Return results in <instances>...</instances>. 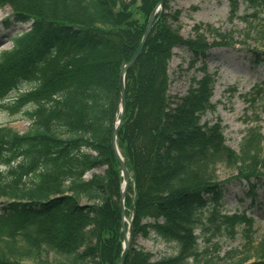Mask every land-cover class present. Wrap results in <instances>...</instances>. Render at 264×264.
Returning <instances> with one entry per match:
<instances>
[{
    "label": "trees",
    "instance_id": "16d2710c",
    "mask_svg": "<svg viewBox=\"0 0 264 264\" xmlns=\"http://www.w3.org/2000/svg\"><path fill=\"white\" fill-rule=\"evenodd\" d=\"M226 1L236 17L239 0ZM159 2L0 0V10L11 9L13 26L30 25L0 55V107L30 123L25 134L0 125V264L119 263L123 178L111 138L120 74ZM169 2L164 0L144 52L125 79L118 147L132 175L127 216L134 214L125 264H211L197 234L204 226L200 212L211 207L206 244L218 235L236 238L239 231L250 244L253 220L245 213L220 214L226 183L218 181L217 169L236 170L237 180L249 186L246 197H258L256 184L264 179L259 127L248 131L236 152L221 122L202 121L215 110V77L207 69L186 95L170 93L168 63L176 48H187L194 65L232 38L210 26L184 38L181 12ZM247 3L253 14L246 23L253 31L264 0ZM205 33L220 42L210 43ZM256 64H264V56ZM140 237L174 246L175 254L156 259L136 245ZM256 258L250 264H264V241Z\"/></svg>",
    "mask_w": 264,
    "mask_h": 264
},
{
    "label": "rangeland",
    "instance_id": "374dc122",
    "mask_svg": "<svg viewBox=\"0 0 264 264\" xmlns=\"http://www.w3.org/2000/svg\"><path fill=\"white\" fill-rule=\"evenodd\" d=\"M169 7L181 12L180 29L186 39L194 36V28L201 27L202 32H205L208 26L232 38L229 44H221L215 35L205 33L210 43L220 42L222 46L210 50L205 59L200 58L194 65L191 64L193 54L187 48H176L168 63V76L169 91L172 95L178 96L186 95L194 80H201L204 68L215 77L212 98L215 110L206 114L202 121L221 122L228 146L239 152L242 141L250 129L259 127L264 137V64H256V57L264 56V32L258 27L264 26V9L255 18L253 27L256 29L252 31V27L250 29L246 23L247 19L251 20L248 16L253 14V9L249 7L247 0H239L237 16L234 18L226 0H170ZM12 21L13 14L10 8L0 10V55L12 49V37L27 31L30 27V25L13 26ZM6 22H10V26ZM18 118L20 116L12 115L6 105L0 107V125H10L19 134H25L30 128V123ZM237 174L236 170L225 166H219L217 169L218 181L226 183L222 201L224 207L220 214L232 216L246 213L248 218H252L254 221L252 242L249 244L245 235L239 231L236 238H230L226 234L218 235L206 244L204 241L210 236L211 231L204 228L210 229L212 226L208 218L214 207L202 210L200 214L204 226L197 230V234L200 236L202 248H208L211 253V264H239L247 259H249L247 264H250L257 260L258 247L264 241V190L262 189L264 179L256 184L259 197L247 201L249 186L237 180ZM82 204L87 205L85 202ZM136 245L152 253L156 259L175 254L174 246L159 242L154 237L137 238Z\"/></svg>",
    "mask_w": 264,
    "mask_h": 264
},
{
    "label": "water",
    "instance_id": "95a60500",
    "mask_svg": "<svg viewBox=\"0 0 264 264\" xmlns=\"http://www.w3.org/2000/svg\"><path fill=\"white\" fill-rule=\"evenodd\" d=\"M164 4V0H160L158 6L156 7V9L153 11V13L151 14L146 30L144 32L143 35V39L142 42L137 50V52L135 53V55L132 57V59L127 62L122 70H121V74H120V109H119V118L116 122V125L113 129L112 132V138H111V148L112 151L115 155V158L117 160L119 169L122 173V178H123V185H122V191L120 194V218H121V226H122V234H123V239H124V243H123V253L121 255L119 264H125L127 256H128V252L131 248L132 245V225H133V219L132 220H128L127 218V211H126V207H125V202H126V198L128 196L129 193V188H130V184L132 182V176L127 168V165L125 163L124 158L122 157L119 148H118V134L121 128V125L124 121L125 118V112H126V89H125V78L127 73L133 68V66L137 63L138 59L140 58V56L143 53L144 47L146 45V42L151 34L152 28H153V23H154V19L156 18L157 14L159 13V11L162 9ZM128 226V227H127Z\"/></svg>",
    "mask_w": 264,
    "mask_h": 264
}]
</instances>
